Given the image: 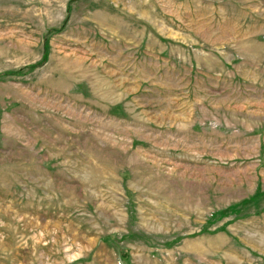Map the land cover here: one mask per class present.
Wrapping results in <instances>:
<instances>
[{
	"label": "rangeland",
	"instance_id": "obj_1",
	"mask_svg": "<svg viewBox=\"0 0 264 264\" xmlns=\"http://www.w3.org/2000/svg\"><path fill=\"white\" fill-rule=\"evenodd\" d=\"M0 264H264V0H0Z\"/></svg>",
	"mask_w": 264,
	"mask_h": 264
}]
</instances>
